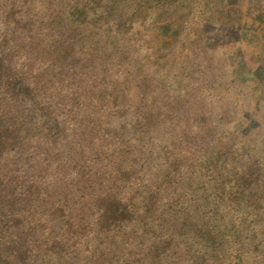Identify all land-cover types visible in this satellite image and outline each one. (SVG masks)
I'll use <instances>...</instances> for the list:
<instances>
[{
    "label": "rangeland",
    "instance_id": "374dc122",
    "mask_svg": "<svg viewBox=\"0 0 264 264\" xmlns=\"http://www.w3.org/2000/svg\"><path fill=\"white\" fill-rule=\"evenodd\" d=\"M33 2L49 101L0 150V264H264V0Z\"/></svg>",
    "mask_w": 264,
    "mask_h": 264
},
{
    "label": "trees",
    "instance_id": "16d2710c",
    "mask_svg": "<svg viewBox=\"0 0 264 264\" xmlns=\"http://www.w3.org/2000/svg\"><path fill=\"white\" fill-rule=\"evenodd\" d=\"M33 7H35L33 0H0V102L3 101V98H11L16 95L17 100L15 97L13 107L19 109V112H24L21 115L22 124L14 121L12 124L7 123L5 118L9 111L3 110L1 112L0 117H4V123L0 125V150L5 147L8 138L17 137L22 132L25 133L24 140L36 143L32 136L28 137V134L37 129V126H40L38 113L44 111V104L49 101L46 96L41 98L42 102L38 101V96L37 99L33 92L34 90H41V82H31L27 72L17 68L19 63L17 61H20V59L29 61L35 52L41 50L43 46L44 39L41 38V31L44 28L38 22L37 16L34 15ZM50 25L52 26L51 23ZM53 33L55 38H57L56 45L59 50L52 59V67L55 65L62 67L66 65V61L70 59V56L76 53L77 48L66 32L56 29ZM20 53L21 58H18ZM99 57L102 58L103 56ZM117 59L120 61L119 56ZM21 63L24 65L23 62ZM106 74L104 70L103 78L101 79L103 86L99 89L102 94L107 99H116L118 96L125 94L124 91L117 94L119 91L118 87L115 84L110 85L112 81H107ZM46 84V82L42 83V87L44 88ZM115 92L117 95L114 94ZM8 103L11 104L12 102ZM9 108L12 107L10 106ZM247 218H241L242 222L240 225L249 227L251 222L247 223L245 221ZM246 232L249 239L254 236L252 229L251 232L250 230H246Z\"/></svg>",
    "mask_w": 264,
    "mask_h": 264
}]
</instances>
